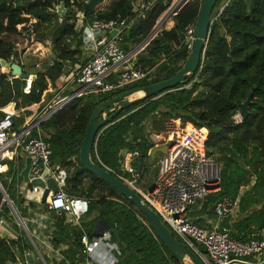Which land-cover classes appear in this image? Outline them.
I'll use <instances>...</instances> for the list:
<instances>
[{
    "label": "trees",
    "instance_id": "trees-1",
    "mask_svg": "<svg viewBox=\"0 0 264 264\" xmlns=\"http://www.w3.org/2000/svg\"><path fill=\"white\" fill-rule=\"evenodd\" d=\"M132 1L111 0L98 9L100 0L89 10L79 0H63L65 14L59 22L55 8L59 0H0V58L9 61L16 56L10 37L17 35L18 24L29 23L30 18L36 20L31 25L38 33L37 40L41 43L50 40L55 56L53 59L45 57V61L40 59L43 64L50 60L51 65L34 72L36 78L31 82L29 93L23 91L24 79L12 77L9 80L10 73L0 70V107L14 103V130L24 122L23 114L39 112L66 85L75 68L87 60L83 57L81 32L76 25L77 13L84 12V24L111 19H125L129 23L135 16ZM146 1L149 5L144 16L135 19L116 39L125 52L132 51L148 37L158 18L173 2ZM201 2L187 1L171 16L173 26L160 29L136 54L135 63L151 71V77L118 91L74 98L40 124L52 148V165L67 173L65 193L85 196L88 199L86 215L97 213L89 222L74 226L66 222L64 215L40 206L41 212L54 218L49 243L55 247L66 246L63 255L67 258L80 252L82 232L93 238L97 235L94 227L98 225L108 230L111 241L118 245L122 254L119 264H179L159 240L148 219L102 178L85 170L78 154L89 117L97 105L124 91L139 90L168 79L181 69L189 53L185 30L194 24ZM211 21L197 78L198 71L186 76L185 84L122 109L101 131L90 157L99 166L101 162L117 170L120 151L124 147L137 148L145 158L144 175L153 170L150 179L155 180L157 169L152 168L157 158L150 160L149 151L154 145L148 140V134L162 131L169 118H180L183 123L206 128V155L220 163L221 185L219 191L206 196L201 211L214 217L215 203L221 197L239 198V210L244 216L232 225L231 234L245 240L252 228L264 225V0H217ZM39 42L33 46L43 54ZM36 58L39 61L38 56ZM69 92L64 89L61 95ZM249 94L252 95L249 114L237 122L233 116ZM5 173L12 177L10 186L4 185L8 187L9 198L20 216L29 215L36 209L35 203L29 201L24 205V198L16 194L13 166ZM3 209L9 212L5 204ZM188 210L194 214L192 208ZM21 241L0 237V264L16 262L17 253L22 254L24 247H31L27 241L20 247ZM63 260L56 264H64Z\"/></svg>",
    "mask_w": 264,
    "mask_h": 264
},
{
    "label": "built area",
    "instance_id": "built-area-1",
    "mask_svg": "<svg viewBox=\"0 0 264 264\" xmlns=\"http://www.w3.org/2000/svg\"><path fill=\"white\" fill-rule=\"evenodd\" d=\"M89 1L79 0L82 5ZM148 5L149 2L146 0H133L132 13L135 16L129 23L125 19H111L107 21L93 20L84 24V12L77 11L76 25L81 32L83 48L85 47L89 53L87 60L75 68L74 75L70 79V83L74 85L73 90L64 96L61 93L65 88L60 90L20 130L13 129L14 103L0 107V174L4 173V166L8 162H15L18 153L21 152L31 158L29 180L41 178L43 169L48 167L50 173L47 177L53 176L58 186L57 192H49L45 205L41 203L43 189L31 186L24 195L26 197L24 205L32 201L59 216L64 215L66 222L70 225L80 226L82 217L88 212V199L83 195L75 196L65 193L67 173L64 169L52 165V148L39 127L54 112L74 98L84 94L118 91L127 85L152 76L151 71L144 70L135 63L133 50L123 51L116 41L123 29H127L135 19L144 16ZM61 19L59 18V22ZM16 28L17 35H21L24 31L28 33L30 44L39 42L36 38L37 32L31 23L18 24ZM114 29L117 30V33L111 37L110 32ZM193 30L194 24L185 30L188 48ZM27 48L28 45L21 47L18 42L14 43L13 50L16 56H12L10 61L20 64L25 69L26 62L23 60L21 52L24 51V54H28L26 52H29V49L25 51ZM47 57L49 56L46 50ZM45 65H51V61L48 60L46 64H43L39 60L35 62L34 67L43 69ZM201 67L200 63L195 79ZM0 70L2 73L9 72L3 67H0ZM12 77L14 76L11 75L8 79L10 80ZM33 80L25 79L24 93H29ZM233 117L241 120L238 112ZM199 130L200 128L189 122L183 123L180 118H169L165 121L162 131L148 134V140L154 146H167L166 152L161 154L158 159L157 176L150 186L143 185L145 175L142 165L145 163V158L141 157L137 148L124 147L120 151L117 170L100 162L101 167L134 190L141 200L158 214L172 235L191 249L202 264H264V225L253 228L245 240L236 239L231 234L232 219L237 217L239 211V198L232 199L223 196L215 203L213 210L217 221L212 224L210 229L195 224L188 217V208L198 205L207 195L219 191L221 185V165L216 159L206 155L205 139L208 133L201 136ZM23 183L26 186L29 185ZM4 189L2 177H0V222L5 214L3 209L5 204L9 214L13 215L23 228L26 227V223L27 226L34 223H39L42 227L51 225L50 219L43 212L29 214L25 217L20 216ZM19 195H22V192ZM225 219L227 222L220 224V221ZM48 237L50 238L49 234ZM80 243L82 245L80 258L66 264H114L117 261V256L121 255L118 245L111 241L108 230H102L93 238L82 232ZM45 247L49 248L50 246L46 243ZM102 250H108L109 257ZM47 252L49 253V251ZM16 261H18L17 257ZM42 261L44 262V259ZM23 263L29 264L26 261Z\"/></svg>",
    "mask_w": 264,
    "mask_h": 264
},
{
    "label": "water",
    "instance_id": "water-1",
    "mask_svg": "<svg viewBox=\"0 0 264 264\" xmlns=\"http://www.w3.org/2000/svg\"><path fill=\"white\" fill-rule=\"evenodd\" d=\"M100 0H90L86 4L87 9H92L97 5ZM217 0H202L201 8L199 14L194 22L193 35L190 41L189 53L183 62L181 69H179L172 77L164 79L158 82L149 84L139 90L134 91H124L106 101L101 102L92 111L88 125L86 127L85 135L82 140L80 150H79V160L82 167L95 174L96 176L102 178L107 184L114 188L120 195L130 201L134 207L144 215L150 222L152 228L156 232L159 240L163 243L166 249L172 253L173 257L179 261V264H186L185 259L187 258L192 264H202L197 255L189 249L183 242L175 238L170 230L162 223L158 214L150 209V207L144 203L140 196L128 187L125 183L119 180L117 177L112 175L110 172L94 163L91 160L90 153L95 145L96 139L98 138L101 131L107 126V124L124 108L140 101L143 98L151 97L153 95H160L165 91L174 89L179 84H185L187 79L186 76L195 73L200 63L203 61L204 50L208 40L209 27L211 24V12ZM56 12L60 18L65 14V6L63 0H59V3L55 6ZM170 9L168 13L173 14L176 11ZM162 22L155 25L148 37L142 41L137 47L141 48L145 43H147L154 35L160 30ZM125 29L122 30V32ZM117 33V30H111L110 36L113 37ZM48 51V56L53 59L55 56L51 53L50 48L46 47ZM0 67L9 70L10 75L14 77H20L21 79H35V74H29L24 71L20 64L12 61H7L0 58ZM137 91H143L141 97L134 99H128L131 94ZM252 95L249 94L244 102L240 103L239 116L241 120L247 118L249 114V105L251 103ZM101 117V119H99ZM167 146H154L149 151L150 160L153 161L157 154H163L166 152ZM31 165V158H25V166L19 171V175L22 180L29 184L30 186H37L43 189L41 196V203L45 205L46 199L49 192L55 193L58 191V186L54 180L53 176L47 175L50 173L49 168L45 167L41 173V178L29 180L28 172ZM16 173V167L14 168V174ZM8 187L4 189L7 194Z\"/></svg>",
    "mask_w": 264,
    "mask_h": 264
},
{
    "label": "crops",
    "instance_id": "crops-1",
    "mask_svg": "<svg viewBox=\"0 0 264 264\" xmlns=\"http://www.w3.org/2000/svg\"><path fill=\"white\" fill-rule=\"evenodd\" d=\"M51 53H52V51H51ZM48 58H51V57H48ZM39 60H40V58H39ZM41 60H43V59H41ZM23 70H25V69H23ZM70 79L67 81L66 85L62 89L65 88V89H68L69 91L73 90L74 85L70 83ZM38 113L39 112L34 111V112L30 113L29 115L23 114V116L25 115L24 116V122H23L24 125H25L26 122L31 121ZM207 133H208V131H207ZM26 157H27L26 155H24L23 153L19 152L15 162H10V163H12L13 168L16 167V173L13 174L16 177V180H15V182L13 184L15 192L18 195L20 194V192H22L23 198L25 197L24 195L26 194L27 189L31 188L30 185L26 186L23 183L24 181L22 180V177L19 175V171L25 166V158ZM8 170H9V166H8V163H7V165L4 166V168H3V172L4 173H1V175H2V183L5 182V184H9V186H10V183L12 182V177L10 178V176L7 175V173H5ZM5 184H3V185H5ZM22 195H19V197L20 196L22 197ZM24 200H26V197L24 198ZM200 203L202 204V201H200L198 204H200ZM35 205H36V209L35 210H31L32 212L30 214L33 215L34 213H36V214L42 213L41 210H40V206L37 205L36 203H35ZM193 207H191V208H193ZM195 211L196 210L194 208V210H192V212H194V214L191 215L189 213V210L187 209L188 217H189V219L192 222H194L195 224H197L199 226H202L204 228L210 229L212 227V224H214L217 221L216 216L210 217L209 214L203 213L201 211V209L199 211L200 212L199 215H197L195 213ZM43 213L48 219H50V221L51 220L54 221L53 216H50L49 213H46V212H43ZM96 215H97V213H92L90 215H85L84 217H82V219L80 221V225H81V223L89 222ZM243 216L244 215H241V213H240V215H238L235 219H232V224L234 225L236 220H238L239 217H243ZM222 223H224V220H223ZM28 226H27V223H26V227L23 228L22 226L19 225L18 221L16 220V218L13 215H10L9 212H7V213L5 212L3 218H2V220L0 222V237H6V238L11 239V240L22 239L23 242L22 241L20 242V244H19L20 247H23L24 243L27 241L31 245V247H29V248H25L24 247L23 253L20 254V255H24V253H26V251H40L39 248L42 249L41 252L44 255H46L48 257L50 256L48 258V260H44V262H43L44 264H46L47 262L52 264V261H50V260L53 257H54L55 260H57L54 264H56L57 262H59L60 260H63V259H64L63 260L64 264H66L67 262H71V261L77 260L80 257L81 253L78 252V253L75 254V256L73 258H67L66 256L63 255V250L66 248V246L55 247V246H53V245H51L49 243L48 234H50V230L52 229L51 228L52 225L49 226V227H42L41 225H39V223H34L33 225L28 224ZM252 229L250 230V232L252 231ZM94 231H95L96 234H99L102 231V229H101V227L98 228V225H96L94 227ZM250 232L246 233L247 238L249 237ZM46 243L50 246L49 248L45 247ZM199 248H200V250H202L201 247H199ZM15 249H16V247H15ZM47 251H49V253L52 256ZM102 251H105V255L107 257H109V254L107 253L108 250H102ZM30 256L31 255H28L26 253L25 258L23 259V262L26 261L29 264H34L33 257H30ZM110 256L113 257V255H110ZM16 257L18 258L17 255H16ZM121 257H122V254L117 256V261L114 264H119L120 261H121ZM253 260H256V259H253ZM246 261H247V259H246Z\"/></svg>",
    "mask_w": 264,
    "mask_h": 264
},
{
    "label": "rangeland",
    "instance_id": "rangeland-1",
    "mask_svg": "<svg viewBox=\"0 0 264 264\" xmlns=\"http://www.w3.org/2000/svg\"><path fill=\"white\" fill-rule=\"evenodd\" d=\"M110 1L111 0H102V3L97 8L98 9L99 8H104L105 6H107L110 3ZM186 1H189V0H173V2L171 3V5L169 6V8L158 18V20L156 22V24H158V23L162 22V20H163V24L160 26V29H170L173 26V24H172L173 21L171 19V16L173 15V13L172 12L171 13L170 12L168 13V11L170 9H172V8H174L173 10L179 9L180 7H182L185 4ZM35 21L36 20L34 18H30L29 23H33ZM27 34L28 33L24 31V32H22L21 35H12L10 37V39H12L14 41V43H17L18 42L21 47H24L25 45H28V48L25 50V51H27L29 49V52H26L28 54H24L23 53L24 51H22L21 52V56H22L23 60L26 62L25 71L26 72H29V73H32V72H35V71L40 70V69H36L34 67V65H33L36 62V60H37L36 56L38 55V58L43 59V61H45L46 59H44V57H46V50H45L46 47H49L50 48V51H52L51 50V42H50V40H47L46 43H42V44L39 42L41 44V46L43 47V49H44V51L42 52L43 54H40L39 52L36 51V48H38V47H35V45L33 46V43H31V44L29 43L30 42V39H29V37H28ZM186 40H188V39H186ZM145 45H146V43L141 48L133 49V52L132 53L134 54V57H136V54L139 51H141L142 48ZM83 52H84L83 57L84 58H87V55H88L89 52H88V50L85 47L83 48ZM141 95L132 96V97L129 96L128 99L137 98V97H139ZM46 104L47 103H45L43 105V107L41 108V110L46 106ZM235 121H239V119L237 118V119H235ZM26 123H28V122H26ZM23 125H24V123H22L21 125L16 126V130H20L21 128H23ZM43 134H44V132H43ZM160 156H161V154H157L155 156V158H157V160H156V162H155V164H154V166H153L152 169H154V170L157 169V162H158V159L160 158ZM8 166H9V168H12V163L8 162ZM152 171L153 170H151V172H149L148 174H145V177L143 178V185L150 186L152 183H154V180L153 179L152 180L150 179V175L152 174ZM0 177H2L1 174H0ZM3 184H5V182H3ZM202 202H203V200H202ZM200 205H202V204L200 203V204H198V205H196V206H194L192 208V210H194V208H195V210H196L195 213L197 215H199V213H200L199 212L200 209H201V206ZM240 213L241 212L239 210L237 212V216L240 215ZM222 222L223 221H220V224H223ZM226 222H227V219L224 220V224ZM26 253L28 255H31L30 257H33L34 264H44L43 261H42V259L45 260V258H47V260H48V258L50 257V256L48 257V256L44 255L41 251H26ZM26 253H24V255H20V254L17 253L18 261L12 262L10 264H24L23 263V259L25 258ZM50 261H52V264H54L57 260H55L54 257H53ZM185 263L186 264H192L187 258L185 259ZM46 264H50V263L47 262Z\"/></svg>",
    "mask_w": 264,
    "mask_h": 264
},
{
    "label": "bare ground",
    "instance_id": "bare-ground-1",
    "mask_svg": "<svg viewBox=\"0 0 264 264\" xmlns=\"http://www.w3.org/2000/svg\"><path fill=\"white\" fill-rule=\"evenodd\" d=\"M176 3V2H175ZM174 11H176V10H174ZM143 95L144 93H143V91H137V92H134L133 94H131L130 95V97H132V96H137V95ZM141 95V96H142ZM141 96H139V97H141ZM134 99V98H133ZM199 132V134L202 136V135H205L206 134V130L204 129V128H200V130L198 131Z\"/></svg>",
    "mask_w": 264,
    "mask_h": 264
}]
</instances>
